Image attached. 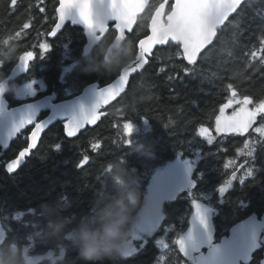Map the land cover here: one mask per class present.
Masks as SVG:
<instances>
[{
	"label": "trees",
	"instance_id": "16d2710c",
	"mask_svg": "<svg viewBox=\"0 0 264 264\" xmlns=\"http://www.w3.org/2000/svg\"><path fill=\"white\" fill-rule=\"evenodd\" d=\"M162 1H149L133 31L126 35V41L106 58L107 48L116 35L113 23L109 24L104 40L88 55H83L86 37L79 26L67 22L55 38L47 35L57 20L58 0H17L15 6L11 0H0V60L4 61L0 82L9 76L25 51L36 54L26 71L10 82L6 99L16 105L55 92L60 100L78 94L93 82L100 87L110 83L119 69L135 58L139 40L148 34L151 14ZM171 3L167 4L166 11L171 10ZM40 8L45 11L41 12ZM246 14L245 30L235 42L231 39V30L221 33L228 40L218 41L210 50L209 58L198 66L203 68V74L184 75L179 66L186 61L179 59L174 42L157 47L150 54L146 68L131 76L126 93L102 109L96 124L67 138L64 121L56 122L40 137L23 164L9 174L5 163L27 146L32 126L11 140L8 148L0 153V209L7 210H0V222L5 230L0 258L6 264H28V256L42 255L58 247L63 249V255L54 264H185L173 240L182 230L186 231L187 218L191 216L186 194L175 202L162 203L161 214L166 210L168 215V232L160 230L153 239L164 236L167 248L149 243L132 258L116 255L89 261L78 252L80 230L85 226L102 229L119 210L130 217L123 225L127 232L144 203L154 171L175 159L178 153L188 156L189 150L182 147V142L191 139L201 123L210 130L214 128L215 114L230 95L229 83L241 94L264 97V67L259 59L250 63L251 53L255 51L259 55L264 48L260 43L264 40V0H252ZM25 23L29 24L28 29L23 28ZM40 44L50 45L43 56H40ZM161 67L166 71L158 73L156 70ZM177 74L182 79H168ZM31 81L42 85V90H37L32 98H17L15 86ZM45 115L40 113L38 119ZM120 115L132 120L130 147L122 144V127H116L125 122L119 119ZM144 117L149 120L145 122ZM245 139L248 137L226 136L222 140L217 138L212 145L200 141L201 151L212 155L200 157L194 165V172H206L205 182L195 190L196 197L209 187V182L214 189L227 178L223 163L237 158L236 148L242 147ZM58 142L61 147L55 150ZM97 142L101 147L94 150L91 146ZM85 155L90 158L89 162L77 168ZM237 159L243 162V157ZM256 163L255 180L250 179L243 185L248 208L238 207L237 198L242 193L241 186L235 182L234 190L225 197L228 202L217 208L212 222L218 238L232 225L233 213L239 216L235 222L253 212L259 216L264 213V192L261 191L264 184L253 186L264 179V153L257 154ZM20 211V218L14 217ZM260 258L261 249L255 251L251 264H258Z\"/></svg>",
	"mask_w": 264,
	"mask_h": 264
},
{
	"label": "snow or ice",
	"instance_id": "6c2138e0",
	"mask_svg": "<svg viewBox=\"0 0 264 264\" xmlns=\"http://www.w3.org/2000/svg\"><path fill=\"white\" fill-rule=\"evenodd\" d=\"M169 0H163L155 7L151 14L148 28L150 34L146 35L138 42L139 51L135 58L125 64L117 72L115 78L107 86L96 89V102L89 111H81V114L73 116L64 121L63 129L67 138H73L79 130L86 124H96L102 113L100 109L104 105L119 98L126 93L127 86L133 74L142 72L150 63V54L154 45H166L174 42L179 49L177 55L185 64L180 65L185 76H196L203 74V68L198 67L209 57L210 50L217 42L226 43L228 37L222 36L226 30H231L232 41L235 42L238 36L245 30L247 21L246 7L252 0H175L171 3V10L166 11V5ZM13 6L17 0H11ZM145 0H59L55 8L57 20L55 26L47 33L49 36H56L61 30L65 21L69 18L73 23L77 20L85 26L89 36V47L94 42L103 41L108 32V21H114V39L123 44L127 37L126 33L133 31L137 22L138 15L145 10ZM44 12V8H40ZM73 12L75 15H73ZM205 20L210 22L206 26ZM24 29L29 28V24L23 25ZM264 31V29H262ZM20 33H17L19 36ZM264 45V40L260 41ZM40 56H43L49 49V44H40ZM88 48H85V53ZM36 57L33 51H25L18 57V63L15 68L25 70ZM259 59L261 67H264V48L259 55L253 51L251 53L250 63ZM4 61L0 60V67H3ZM175 67V65H174ZM15 71V69H14ZM163 73L166 68L161 67L156 70ZM212 75H215L213 73ZM182 79L177 74L176 77L169 76L168 79ZM31 93L32 83L25 86ZM0 91H3L0 87ZM227 91L230 93L225 103L220 104L219 111L215 114L214 128L201 123L195 130L194 136L182 142V147L188 151V156L183 160L186 170L185 182L179 186H172L165 177L154 178L155 182L150 185V192L153 194L155 203H172L186 194L190 199L191 216L187 218V229L181 232L174 240L173 244L177 246L179 253L185 258V264H251L253 254L258 249L264 247V237L259 233L264 229V221H261L255 213L248 215L247 219L235 223L239 216L233 213L231 220L232 227L225 229L223 235L219 238L215 234L212 218L217 215V208L228 201L225 197L234 190V182L241 186L242 196L238 197V207L247 209L248 204L244 201L243 185L250 179L255 180L256 169L258 167L256 158L258 153H264V97L256 98L248 94H241L237 88L229 83ZM231 109L229 114L228 110ZM3 110V101L0 100V111ZM119 112L120 110L117 109ZM119 119L125 122L116 127H122V144L130 147L133 140L130 139L134 131L132 120L126 116L120 115ZM142 120H149L144 117ZM35 123L28 136V144L19 152V155L5 165V171L9 174L15 172L22 161L28 156L32 149L37 147V141L41 133L49 127L47 121L36 122L34 118V108L32 105L26 106L18 121H14L8 130L5 141H10L26 125ZM226 136H247L243 141V146L236 148V156L243 157V162L239 159H228L223 163V169L227 178L221 183H217L214 189L209 182V187L201 191L200 197H196L195 190L205 182L206 172H194L191 158H207L212 153L201 151L200 141L212 145L213 142ZM198 140V143H197ZM61 142L54 145V149H59ZM94 150L101 147L97 142L91 146ZM195 151H191V150ZM87 155L83 156L76 165L77 168L83 167L89 162ZM230 170V174H228ZM264 184V179L256 182ZM264 192V187H261ZM216 200V204H213ZM3 212L7 210L0 209ZM18 212L17 218H20ZM2 214V213H0ZM168 215L166 210L164 214L147 215L136 225V237L132 246L125 253V258H132L139 255L147 248L149 243L155 246L168 245L163 239H153L157 232L162 230L168 232L166 221ZM10 222V220L8 221ZM227 233V234H225ZM206 249V251H205ZM163 259V257H160ZM259 264H264L262 259Z\"/></svg>",
	"mask_w": 264,
	"mask_h": 264
},
{
	"label": "water",
	"instance_id": "95a60500",
	"mask_svg": "<svg viewBox=\"0 0 264 264\" xmlns=\"http://www.w3.org/2000/svg\"><path fill=\"white\" fill-rule=\"evenodd\" d=\"M59 1V0H58ZM149 1L150 0H145V9H146V7H147V5H148V3H149ZM170 1H173V3L175 2V0H169V2ZM163 2V1H162ZM168 2V3H169ZM59 4V3H58ZM166 7H167V5H166ZM145 11V10H144ZM144 11H142L139 15H138V17H140L142 14H143V12ZM73 15H75V13L73 12ZM67 22H71L72 24H74V25H77V26H79L80 28H82L83 29V31H84V35L86 36V39H87V42H86V44L84 45V47H83V54L84 55H88L89 54V52L92 50V48L98 43V42H94L93 44H92V46L91 47H89V36H88V34H87V31H86V29H85V26L82 24V22H80L79 20H77L75 23H73V21H72V19L71 18H69V19H67L66 21H65V23H64V25L62 26V28H61V30L63 29V27L65 26V24L67 23ZM108 23L110 24V23H113V28H114V21H108ZM137 23V22H136ZM149 23H150V21H149ZM205 24H206V26H210V22L208 21V20H205ZM136 25V24H135ZM135 25H134V27H135ZM54 26H55V24H54ZM53 26V27H54ZM52 27V28H53ZM108 28H109V26H108ZM134 29V28H133ZM60 30V31H61ZM59 31V32H60ZM59 32H58V34H59ZM57 34V35H58ZM127 34H129V33H126L125 35H127ZM150 34V30H149V28H148V34L147 35H149ZM56 35V36H57ZM56 36H49L48 35V37L49 38H55ZM145 37V36H144ZM143 37V38H144ZM143 38H141V39H143ZM121 45V43H118L115 39L111 42V44L108 46V48H107V52H106V58L111 54V52L114 50V49H116V48H118L119 46ZM161 46H164V45H154L153 46V49H152V51L154 50V49H156L157 47H161ZM85 48H88V52L87 53H85ZM138 51H139V48H138ZM14 69H15V71H14ZM21 71H23V70H19V69H16L15 67L13 68V70L11 71V74L7 77V78H5V79H3L1 82H0V87H2V89H3V91H0V100H2L3 101V110L2 111H0V147L2 148V150H6L7 148H8V145H9V143L11 142V140L12 139H14V138H16V136L19 134H17L14 138H12L10 141H5L4 139H5V137H6V134H7V132H8V130L11 128V126H12V124H13V122L14 121H18L19 119H20V117H21V115H22V113L25 111V109H26V106H28V105H32L33 106V108H34V118L35 119H37V117H38V115L42 112V111H49V113H48V115H46L44 118H42L41 120H39V121H36L37 123L38 122H40V121H47L48 122V124H49V127H51L52 125H54L56 122H58V121H61V120H68V119H70L71 117H73V116H79L80 114H81V111H82V109H83V111H89V110H91V108L93 107V105L95 104V102H96V99H97V96H96V89H99V88H102V87H105V86H107V84L106 85H104V86H101V87H99L98 86V84L97 83H91V84H89V85H87V86H85L82 90H81V92H79L78 94H76V95H74L73 97H70V98H67V99H64V100H61V101H59V102H52V100L54 99V94L53 95H49V96H44V97H41V98H38V99H35V100H33V101H30V102H27V103H23V104H21V105H18V106H15V107H10L9 108V104H8V102H7V100L5 99V94L7 93V91H8V89H9V84H10V82L11 81H13L14 79H15V77L21 72ZM118 99V98H117ZM116 99V100H117ZM116 100H114V101H112V102H110V104H112L113 102H115ZM109 104V105H110ZM109 105H104V106H102L101 107V109L99 110L100 111V113H102V109L103 108H105V107H108ZM31 125H34L33 126V128L35 127V123H33V124H31ZM31 125H26L25 126V128L27 127V126H31ZM93 124H86L85 125V127L86 126H92ZM48 127V128H49ZM85 127L83 128V129H85ZM25 128L24 129H22L21 131H24L25 130ZM32 128V129H33ZM47 128V129H48ZM32 129H31V131H32ZM47 129H45L42 133H41V135H40V137L45 133V131L47 130ZM83 129H81V130H79V132L80 131H82ZM31 131H30V133H31ZM30 135V134H29ZM40 137H39V139H38V141H37V144H38V142H39V140H40ZM29 142V141H28ZM27 147V146H26ZM25 147V148H26ZM35 149V148H34ZM34 149H32L31 150V152L34 150ZM21 150H23V149H21ZM20 150V151H21ZM19 151V152H20ZM17 155H19V153L17 154ZM27 157V156H26ZM25 157V158H26ZM13 159H15V158H13ZM25 160V159H24ZM24 160L22 161V163H21V165L23 164V162H24ZM10 162V161H9ZM7 164V163H6ZM20 165V166H21ZM19 166V167H20ZM14 173V172H13ZM12 174V173H11ZM255 212H253V213H250L249 215H252V214H254ZM259 218H261V221H264V213L261 215V216H259L257 213H255ZM247 217H248V215L246 216V217H244L243 219H241V220H244V219H247ZM241 220H238L237 222H235V223H240V221ZM233 225H231L228 229L230 230V228L232 227ZM225 234H227V233H225ZM259 236H261V237H264V229H262L261 230V232L259 233ZM262 249H263V253H262V258H261V260L262 259H264V247H262ZM205 251H206V249H205ZM255 253V252H254ZM260 260V261H261Z\"/></svg>",
	"mask_w": 264,
	"mask_h": 264
},
{
	"label": "rangeland",
	"instance_id": "374dc122",
	"mask_svg": "<svg viewBox=\"0 0 264 264\" xmlns=\"http://www.w3.org/2000/svg\"><path fill=\"white\" fill-rule=\"evenodd\" d=\"M32 89L31 93L29 94V90L25 87L26 84H21L15 86V95L21 98H27L30 96L31 98L34 96L37 90H42V85L36 84L34 81H31ZM229 114L231 113V109L228 110ZM145 122L143 127H145ZM32 128L34 125H31ZM186 156H182L180 153L176 155V158L172 161L168 162L164 166L160 167L151 176V179L148 182V186L146 189L145 200L142 204L141 208L137 212L136 219L132 224L131 228L127 231V238L123 241L122 244V255L125 256L127 250L132 246L133 240L136 237V225L147 215H157L161 214V206L163 202L159 204L155 203L153 194L150 192V185L155 182L154 178L165 177L168 178L170 184L172 186H179L185 182L186 178V170L184 167L183 160ZM237 157V156H236ZM238 158V157H237ZM236 158V159H237ZM197 159L195 157L191 158V162L193 163V168L196 163ZM236 214V213H235ZM17 217V214L14 216ZM3 238V227L0 223V240ZM164 240V236L157 237ZM162 249L164 248L163 245H159ZM63 255V249L58 247L56 250H50L42 255L38 256H28L27 263L28 264H54L56 260L61 258Z\"/></svg>",
	"mask_w": 264,
	"mask_h": 264
},
{
	"label": "clouds",
	"instance_id": "9594fccd",
	"mask_svg": "<svg viewBox=\"0 0 264 264\" xmlns=\"http://www.w3.org/2000/svg\"><path fill=\"white\" fill-rule=\"evenodd\" d=\"M129 199L131 201V194ZM129 219L127 214L118 210L102 229H89L86 226L81 228L79 255L89 261L111 259L116 255H122L123 240L127 236L123 225ZM0 264H6L3 258H0Z\"/></svg>",
	"mask_w": 264,
	"mask_h": 264
},
{
	"label": "flooded vegetation",
	"instance_id": "af4514ba",
	"mask_svg": "<svg viewBox=\"0 0 264 264\" xmlns=\"http://www.w3.org/2000/svg\"><path fill=\"white\" fill-rule=\"evenodd\" d=\"M85 37H86V36H85ZM86 42H87V39H86ZM89 53H90V52H89ZM83 55H84V54H83ZM14 67H15V65H14ZM14 67H13V68H14ZM27 68H28V67H27ZM12 70H13V69H12ZM12 70H11V71H12ZM25 71H26V69L23 70V71H21L17 76H19L21 73H23V72H25ZM10 74H11V72H10ZM10 74H9V75H10ZM17 76H16V77H17ZM16 77H15V78H16ZM93 83H96V82H93ZM97 84H98V83H97ZM98 86H99V84H98ZM99 87H100V86H99ZM8 90H9V89H8ZM7 92H8V91H7ZM80 92H81V91H80ZM6 94H7V93H6ZM6 94H5V95H6ZM53 94H54L55 97H54V99L52 100V102H54V103H55V102H59V101L64 100V99H67V98H62V99L58 100V98H57V94L54 92V93H47V94L41 95V96H39V97H35V98L31 99V100H23L22 102H20L19 104H16V105H11V104L8 102V100L6 99V96H4V97H5V99L7 100L8 104H9V108H10V107H15V106L21 105V104H23V103H27V102L33 101V100H35V99H38V98H41V97H44V96L53 95ZM34 96H35V94H34ZM34 96H33V97H34ZM73 96H74V95H73ZM73 96H72V97H73ZM16 97L19 98L17 95H16ZM68 98H69V97H68ZM21 99H25V98H21ZM42 112H45L46 115H48V113H49V111H42ZM42 112H41V113H42ZM39 115H40V114H39ZM39 115H38L36 121H39V120H41L42 118H44V117L46 116V115H45V116L42 117L41 119H38V118H39ZM63 121H65V120H63ZM21 132H22V131H21ZM21 132H20V133H21ZM20 133H19V134H20ZM0 149H1L0 153H1L2 151H4V150H2L1 147H0ZM11 160H12V159H11ZM11 160H9V161H11ZM9 161H7L6 163H8ZM6 163H5V165H6ZM0 223H1V222H0ZM2 227H3V226H2ZM4 236H5V230H4V228H3V238L0 240V242L4 239ZM260 249H261V258H262L263 249H262V248H260ZM258 250H259V249H258ZM261 258H260V260H261ZM260 260H259V262H260ZM258 264H259V263H258Z\"/></svg>",
	"mask_w": 264,
	"mask_h": 264
}]
</instances>
